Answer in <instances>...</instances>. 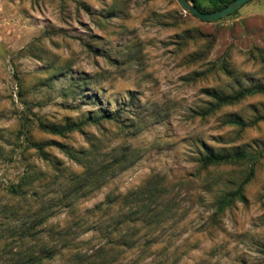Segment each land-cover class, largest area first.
<instances>
[{
    "label": "rangeland",
    "instance_id": "obj_1",
    "mask_svg": "<svg viewBox=\"0 0 264 264\" xmlns=\"http://www.w3.org/2000/svg\"><path fill=\"white\" fill-rule=\"evenodd\" d=\"M0 41V264H264V93L214 98L264 84V0L211 21L179 0H0ZM120 148L133 161L87 185ZM208 149L256 160L204 168Z\"/></svg>",
    "mask_w": 264,
    "mask_h": 264
},
{
    "label": "trees",
    "instance_id": "obj_2",
    "mask_svg": "<svg viewBox=\"0 0 264 264\" xmlns=\"http://www.w3.org/2000/svg\"><path fill=\"white\" fill-rule=\"evenodd\" d=\"M232 0H194L196 7L202 12H213L219 9H222L226 5H228ZM243 6V5H242ZM239 9V8H238ZM237 9V10H238ZM237 10L228 14L231 15L235 13ZM227 15V16H228ZM220 19V18H219ZM217 20V19H216ZM256 93H264V84H257L253 86H248L244 88H239L232 94H224V95H215L214 98L216 100V108L220 104H233L246 96L254 95ZM118 111L115 113H107L104 112L102 115L96 118H89V121H79V122H68L62 126L54 125V124H46L41 123V127L48 132L58 135H64L67 132L80 131L82 127L87 123H99L101 121H117L118 120ZM232 124L243 126L244 123L241 120H230ZM32 145L39 155L45 159L50 160L47 151L44 149L43 143L31 142ZM115 154L111 155L109 159L103 157V161H99L96 157H91L89 165L86 167V176L85 179L88 181L86 184L91 185L92 187L98 186V182L103 180V183L107 181L110 177L113 176L114 173L123 170L127 167V164L133 161L134 152L131 150L120 148L113 151ZM66 154L73 158L75 156V152L71 150H67ZM253 159L255 161L256 156L249 155L244 152L238 151L231 154L218 153L214 152L210 149L206 150L205 155H203L200 159V163L202 167H208L214 164H228L239 162L247 159ZM99 172V173H98ZM253 173V169H251L248 175L245 177L243 182L237 187L235 191H232L226 194L220 201L218 205V209L222 210L225 206H228L235 202L236 200H244V186L251 179ZM88 178V179H87ZM44 257L37 256L26 259L25 261H20L14 264H42Z\"/></svg>",
    "mask_w": 264,
    "mask_h": 264
},
{
    "label": "water",
    "instance_id": "obj_3",
    "mask_svg": "<svg viewBox=\"0 0 264 264\" xmlns=\"http://www.w3.org/2000/svg\"><path fill=\"white\" fill-rule=\"evenodd\" d=\"M179 1L182 4L184 10L188 11L193 16L199 19H202V20L211 21V20H216V19L227 16L228 14L240 8L242 5H244L249 0H232L228 5H226L222 9H219L213 12L200 11L196 7L194 0H179ZM5 54H6L5 48L3 47L0 41V56L5 55Z\"/></svg>",
    "mask_w": 264,
    "mask_h": 264
}]
</instances>
